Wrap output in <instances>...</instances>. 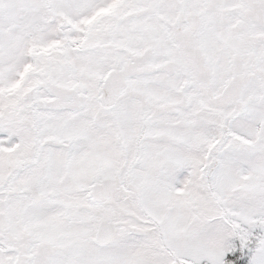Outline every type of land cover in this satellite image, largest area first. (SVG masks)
I'll use <instances>...</instances> for the list:
<instances>
[{
	"label": "snow or ice",
	"instance_id": "snow-or-ice-1",
	"mask_svg": "<svg viewBox=\"0 0 264 264\" xmlns=\"http://www.w3.org/2000/svg\"><path fill=\"white\" fill-rule=\"evenodd\" d=\"M0 264H264V0H0Z\"/></svg>",
	"mask_w": 264,
	"mask_h": 264
}]
</instances>
